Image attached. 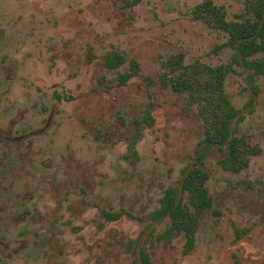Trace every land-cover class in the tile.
<instances>
[{
	"label": "rangeland",
	"instance_id": "rangeland-1",
	"mask_svg": "<svg viewBox=\"0 0 264 264\" xmlns=\"http://www.w3.org/2000/svg\"><path fill=\"white\" fill-rule=\"evenodd\" d=\"M239 20L242 0H211ZM202 0H0V264H264V77L234 66L223 86L243 116L234 134L258 149L238 173L203 159L211 209L194 247L157 240L151 220L203 139L186 94L162 64H226L225 36L191 18ZM120 53L117 69L104 55ZM136 74L117 84L118 73ZM251 102V104H250ZM150 117L151 124L145 118ZM135 141L134 152L130 144ZM126 211L107 221L103 212Z\"/></svg>",
	"mask_w": 264,
	"mask_h": 264
},
{
	"label": "trees",
	"instance_id": "trees-1",
	"mask_svg": "<svg viewBox=\"0 0 264 264\" xmlns=\"http://www.w3.org/2000/svg\"><path fill=\"white\" fill-rule=\"evenodd\" d=\"M243 14L239 20L226 19L222 6H216L211 0H202L191 11V18L206 24L213 30L221 32L226 40L221 47L233 51L231 59L226 64L209 66L195 61L189 65L183 64V55L170 56L163 64L161 82L175 93L187 95L188 102L197 106V112L202 119L203 139L194 151V157L182 172L178 186L166 188L159 199L158 206L149 217L155 221L167 218L168 223L157 236L158 241L170 242L176 235L184 238L183 253H189L194 247V233L202 214L211 209L212 197L206 182L208 173L202 168L207 152L216 147L224 152L218 160L222 169L238 173L247 168L249 157L257 154L258 149L244 135L234 134L235 123L243 120L230 103L224 91L225 76L234 71V66L247 73L251 82L256 75L264 77V0H242ZM103 65L107 69H117L124 64V57L111 51L104 55ZM137 66L130 63L129 71L118 73L117 84H124L136 74ZM251 104V102H250ZM151 124V118L145 120ZM135 141L130 144L132 154ZM107 221H116L122 215L142 221L126 211L103 212ZM141 264H151L146 252H140ZM235 264H240L238 261Z\"/></svg>",
	"mask_w": 264,
	"mask_h": 264
}]
</instances>
